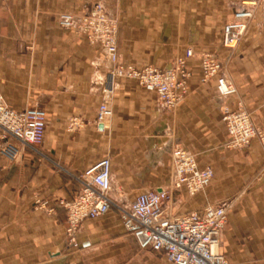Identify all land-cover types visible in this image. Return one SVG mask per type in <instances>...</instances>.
I'll use <instances>...</instances> for the list:
<instances>
[{"label":"crops","instance_id":"obj_1","mask_svg":"<svg viewBox=\"0 0 264 264\" xmlns=\"http://www.w3.org/2000/svg\"><path fill=\"white\" fill-rule=\"evenodd\" d=\"M243 2L0 0V92L12 109L37 107L47 115L39 146L13 142L20 150L14 161L0 149V264L124 258L135 240L119 208L163 189L171 191L164 207L172 216L226 203L218 252L230 264H264V144L254 139L243 150L229 148L221 115V107L242 104L264 132V0L252 7L254 16L237 48L222 46L223 28ZM96 3L118 25L124 65L169 69L188 49L195 51L187 61L189 93L176 109L167 110L133 80L118 79L106 91L112 64L105 51L57 23L60 14H80ZM202 53L227 62L236 97L221 99L214 81L202 82ZM104 101L111 115L97 125ZM72 118L83 122L75 132L67 129ZM178 147L214 170L212 183L195 196L173 186L171 154ZM104 158L111 159L114 205L107 215L81 224L75 247L59 201L74 199L82 173Z\"/></svg>","mask_w":264,"mask_h":264},{"label":"built area","instance_id":"obj_2","mask_svg":"<svg viewBox=\"0 0 264 264\" xmlns=\"http://www.w3.org/2000/svg\"><path fill=\"white\" fill-rule=\"evenodd\" d=\"M259 0H246L238 8L233 19L222 31V46L234 50L242 40L254 14L252 7ZM58 26L65 31L86 39L91 45L105 51L106 59L112 64L107 73L112 91L118 79L136 81L143 89L155 94L163 107L174 110L189 93L191 72L187 61L196 57L193 49L177 59L169 69L155 66L135 68L124 65L118 52V25L109 17L103 3H96L91 10L76 14L65 12L58 16ZM202 82L214 81L216 94L221 99L236 97L238 89L227 75V62L211 53L200 55ZM108 102L98 109L95 123L104 124L110 118ZM222 121L229 136L227 146L235 150L247 148L254 139L264 144V132L255 124L249 110L242 104L236 109L221 107ZM46 112L32 107L25 110L10 108L0 92V149L9 160L14 161L20 150L13 144L35 148L44 138ZM83 127V122L72 118L68 122L69 132ZM173 186L185 190L189 195L207 188L215 173L210 166L201 167L196 157L182 147L173 150ZM81 189L70 201L60 200L59 206L67 216L66 233L70 244L77 247V233L86 220L107 215L114 205L111 198V159L104 158L87 168L80 176ZM171 191H149L137 197L128 206L121 207L120 218L124 229L135 240L139 249L163 257L170 264H230L217 250L220 235L227 223V204L209 205L201 211H192L172 216L165 209ZM54 212V209H50Z\"/></svg>","mask_w":264,"mask_h":264},{"label":"rangeland","instance_id":"obj_3","mask_svg":"<svg viewBox=\"0 0 264 264\" xmlns=\"http://www.w3.org/2000/svg\"><path fill=\"white\" fill-rule=\"evenodd\" d=\"M132 252L121 259L103 260L99 264H170L163 257L158 256L150 251H144L138 248L134 242Z\"/></svg>","mask_w":264,"mask_h":264},{"label":"water","instance_id":"obj_4","mask_svg":"<svg viewBox=\"0 0 264 264\" xmlns=\"http://www.w3.org/2000/svg\"><path fill=\"white\" fill-rule=\"evenodd\" d=\"M100 129H103V125H100Z\"/></svg>","mask_w":264,"mask_h":264}]
</instances>
